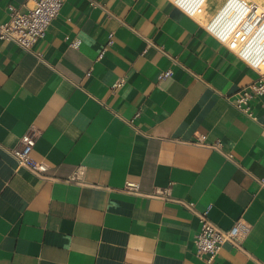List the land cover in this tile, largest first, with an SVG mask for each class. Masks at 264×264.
Instances as JSON below:
<instances>
[{"label":"crops","instance_id":"0c3cea01","mask_svg":"<svg viewBox=\"0 0 264 264\" xmlns=\"http://www.w3.org/2000/svg\"><path fill=\"white\" fill-rule=\"evenodd\" d=\"M26 2L0 0V22ZM205 2L64 0L33 52L0 38V264H264V94L255 118L236 106L259 73ZM30 128L44 177L8 151ZM203 211L249 224L241 246L199 253Z\"/></svg>","mask_w":264,"mask_h":264},{"label":"built area","instance_id":"2783aa9c","mask_svg":"<svg viewBox=\"0 0 264 264\" xmlns=\"http://www.w3.org/2000/svg\"><path fill=\"white\" fill-rule=\"evenodd\" d=\"M25 9L9 5L7 20L0 22V38L11 40L23 49L33 52V44L44 38L46 31L58 12L64 0H27ZM189 15L203 11L205 0H170ZM205 25L206 30L215 38L259 73L256 80L238 90L235 94L236 106L255 118L248 105V100L254 95L264 94V3L255 0H224L221 6L212 14ZM111 35L107 43L111 42ZM39 55V53H35ZM167 68L160 72L164 78L171 73ZM118 80L113 85H118ZM264 103V102H263ZM264 115V114H263ZM264 126V122H263ZM38 136V130L30 128L24 132L16 145L8 148L15 158L17 166L27 168L33 174L44 177L43 166L33 158L31 150ZM203 137L198 136L196 142L202 143ZM223 152L230 160H234L231 152H224L221 143L211 144ZM264 183V178H256ZM126 190L135 191L134 186L127 185ZM195 212L192 202L175 199ZM199 228L194 237V245L199 253H206L213 258L224 242L228 241L237 247L241 246V237L248 231L249 224L237 220L232 226L223 229L210 221L206 211L197 212Z\"/></svg>","mask_w":264,"mask_h":264},{"label":"bare ground","instance_id":"6f19581e","mask_svg":"<svg viewBox=\"0 0 264 264\" xmlns=\"http://www.w3.org/2000/svg\"><path fill=\"white\" fill-rule=\"evenodd\" d=\"M206 1V0H205ZM205 3V2H204ZM208 23V22H207Z\"/></svg>","mask_w":264,"mask_h":264},{"label":"rangeland","instance_id":"374dc122","mask_svg":"<svg viewBox=\"0 0 264 264\" xmlns=\"http://www.w3.org/2000/svg\"><path fill=\"white\" fill-rule=\"evenodd\" d=\"M205 4H206V2H205ZM205 4H204V5H205Z\"/></svg>","mask_w":264,"mask_h":264}]
</instances>
